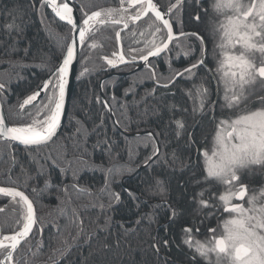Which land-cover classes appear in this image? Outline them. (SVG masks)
Here are the masks:
<instances>
[{"label": "trees", "instance_id": "obj_1", "mask_svg": "<svg viewBox=\"0 0 264 264\" xmlns=\"http://www.w3.org/2000/svg\"><path fill=\"white\" fill-rule=\"evenodd\" d=\"M154 1L164 11L175 3ZM213 3L183 0L170 17L174 30L198 36L174 40L162 56L136 71L142 62L139 56L131 62L129 47L144 48V41L152 39V20L145 17L124 30L122 24L97 26L81 48L60 136L40 147L0 137V187L20 189L36 210L34 230L14 255L17 264H226L211 252L201 255L196 250L197 242L210 245L223 236L225 222L234 214L219 199L226 186L206 179L203 153L211 154L221 120L264 107L259 99L264 82L246 86L238 107L225 106L218 71L223 59L218 26L225 17ZM75 4L81 19L85 12L121 6L120 0ZM132 31L144 33L136 36L140 43L134 42ZM164 35L166 30L157 34V43ZM71 37V26L42 6V0H0V83L5 84L0 93L12 126L31 123L27 113L35 108L21 111L19 105L51 76ZM119 42L130 62L113 67L105 57L120 51ZM250 55L259 60V52ZM201 58L204 63L191 74L184 72ZM176 72L183 75L174 77ZM197 88L207 89L203 110L194 100ZM177 120L184 123L179 135ZM154 147L159 154L146 164ZM237 174L236 186L246 185L248 196L264 189V166L252 165ZM248 196L231 203L248 208ZM18 201L0 193L4 235L18 230ZM186 228L191 231L186 233Z\"/></svg>", "mask_w": 264, "mask_h": 264}, {"label": "snow or ice", "instance_id": "obj_2", "mask_svg": "<svg viewBox=\"0 0 264 264\" xmlns=\"http://www.w3.org/2000/svg\"><path fill=\"white\" fill-rule=\"evenodd\" d=\"M120 9H108L106 11H93L90 15L84 13L83 26L78 29L79 42L83 44L86 36L97 26L123 25V29H129V21L136 24L143 18L148 17L152 23L148 25L152 39L144 41V48L129 47V53L134 62L136 57L145 62L147 66L149 57L158 56L161 52L169 49V44L178 39L174 34L173 24L165 17H171L172 13L180 9L183 0H175L163 12L154 0H120ZM42 6L50 7L52 12L61 21H66L72 29H77V23L73 17V8L64 0H42ZM213 9L223 14L225 19L218 26L221 32L219 48L223 59L218 71L222 72L225 86V106L238 107L245 100L246 86L255 83L258 79L264 82V0H214ZM83 11V9H82ZM119 11L128 14V21L113 18V12ZM198 20L199 17L197 16ZM11 27V25H9ZM122 29V30H123ZM166 30V35L156 41L157 34ZM117 41L120 40V32H116ZM131 35L135 43L141 41L136 36H144L143 32L132 31ZM179 36H198L197 33L180 32ZM237 45L239 49L237 50ZM96 47L95 44L91 45ZM76 40L70 43L63 56L62 63L52 72L43 88L48 91L45 101L38 105L39 92L27 96L19 105L21 111L31 105L35 112L27 113L31 123L23 126L9 127L5 123V117L0 114V137L8 140L19 141L25 146H40L50 141L56 135L60 118L65 105L66 88L68 77L76 55ZM235 50V51H232ZM260 53L259 60L251 53ZM113 58L105 57L107 64L115 67L117 64L129 63L123 50L112 53ZM204 63L203 58L184 69L185 73L191 74L192 70ZM87 71V69H85ZM183 73L176 72L174 77ZM174 77L169 78L172 82ZM168 86V83L163 85ZM5 89V84L0 83V90ZM189 95H193L191 92ZM199 100L201 110L206 106L207 89L197 88L194 100ZM260 103L264 105V97H260ZM43 116L41 119L40 117ZM178 135L179 130L184 129V123L176 121ZM230 129V130H229ZM149 138L152 134L149 133ZM159 147H154L152 154L147 157L145 163L152 161L158 156ZM205 159L206 179H214L219 184L226 186V190L219 196L224 204V210L236 213L237 216L225 222V234L221 238H214V242L205 245L197 242L196 250L201 255L216 252L219 258L224 254L231 258L232 264H264V189L248 196L246 185L237 183L240 180L238 172L252 165L264 166V107L255 111H249L239 115L236 119L221 120L217 127L214 147L209 155L203 153ZM111 172V170H108ZM107 185V180H106ZM0 193L15 199L19 197L21 204L20 219L13 234L5 235L0 239V264H14V253L21 242L26 239L36 223L35 211L32 201L22 191L12 188H0ZM203 194L201 193V196ZM119 199L118 194H113ZM248 196L249 207L243 204H232L233 199L243 201ZM202 206L207 207L208 202L201 199ZM3 209H0L2 211ZM175 215V212H173ZM186 233L191 229H185ZM7 241L8 243H5ZM191 244V241H188Z\"/></svg>", "mask_w": 264, "mask_h": 264}, {"label": "water", "instance_id": "obj_3", "mask_svg": "<svg viewBox=\"0 0 264 264\" xmlns=\"http://www.w3.org/2000/svg\"><path fill=\"white\" fill-rule=\"evenodd\" d=\"M62 1L64 2V0H62ZM66 2L69 4L70 7L73 8V17H74V20H75L76 23H77V29H75V30L72 29V37H71V40H70V43H72L73 40H76V49H75L76 55H75V58H74V61H73V65H72V68H71V71H70V75H69V77H68V85H67V88H66V96H65V105H64L63 113H62L61 118H60L59 126H58V128H57V130H56V135L53 136V138H52L50 141H48L47 143H45V144H43V145H40V146H44V145H46V144H49V143L53 142L54 140H56V139L60 136L61 132L63 131V129H64L65 125H66V121H67L68 115H69L70 106H71V100H72V97H73V94H74V90H75V87H76V82H77L78 69H79V55H80V52H81V48H82V46H83V44H81V43L79 42L78 29H79V27H82V26H83V21H82L81 18H80V15H79V12H78V10H77V7H76V5L74 4V0H66ZM154 2H155V1H154ZM155 3H156V2H155ZM156 4H157V3H156ZM157 5H158V4H157ZM158 6H159V5H158ZM159 7H160V6H159ZM47 8L52 12V10H51L50 7H47ZM160 9H161L163 12H165V13L167 12V11H164L161 7H160ZM52 13H53V12H52ZM53 14H54V13H53ZM54 15H55V14H54ZM56 17H57V16H56ZM57 18H58V17H57ZM165 18H166V19H169V20H170V23H172L170 17L166 16ZM58 19H59V18H58ZM59 20H60V19H59ZM63 22L67 23L66 21H63ZM71 28H72V27H71ZM173 31H174V34H176V35L178 36V39L181 38V36H179V33H176V32H175L174 27H173ZM70 43H69V44H70ZM172 43H173V42H172ZM172 43L169 44V47L171 46ZM119 49L122 50V45H121L120 42H119ZM166 51H167V50H165L164 52H161L158 56L149 57V61H150L151 59H155V58H158V57L162 56ZM205 53H206V48H205ZM62 60H63V58H62ZM62 60L60 61V63L58 64V66L62 63ZM203 60H204V58H203ZM139 61L141 62L142 60H139ZM149 61H148V62H149ZM58 66H57V67H58ZM144 66H145V62L143 61L142 64L139 65L137 68H135L133 71L140 70V69L143 68ZM57 67H56V68H57ZM56 68H55V69H56ZM54 71H55V70H54ZM106 77H108V76H106ZM106 77H105V78H106ZM105 78H104V79H105ZM48 79H49V78H48ZM48 79H46V80H48ZM46 80H45V81H46ZM45 81H44V82H45ZM44 82H43V84H42L38 89H36V90L32 93V94L37 93V92L40 93V95L37 97V101H34V102H33L34 104L40 102V101L45 97V95H46V93H47V91L44 90V88H43ZM32 94H31V95H32ZM102 97H103L104 100H105V97H104L103 93H102ZM105 102L107 103L106 100H105ZM29 106H30V105H29ZM0 114H2V115L5 117V123H6V125L9 126V127H12L11 123H10L9 120H8L7 114H6V110H5V106H4V102H3V99H2L1 93H0ZM111 114H112V117L115 118L114 115H113V113H112V111H111ZM2 139L6 140V141L14 142V143L19 144V145H21V146H25L24 144L20 143L19 141L8 140V139H6V138H4V137H2ZM40 146L29 145V146H26V147H40ZM0 188H12V189H16V190H18V191H21L20 189H18V188H13V187H0ZM22 192H23V191H22ZM1 194H4V193H1ZM24 194H25V193H24ZM25 195H26V194H25ZM26 196H27V195H26ZM236 204H241V203H236ZM33 207H34V205H33ZM34 211H35V218H36V210H35V207H34ZM36 221H37V219H36ZM35 224H36V223H35ZM35 224L33 225L32 231L30 232L29 236L32 234V232H33V230H34V227H35ZM4 236H5V235L2 233V228H1V225H0V239H3ZM29 236H28V237H29ZM28 237H27V238H28ZM27 238H26V239H27ZM26 239H24V240L21 242V244H22ZM5 243H8V242H5ZM21 244H20V245H21ZM19 247H20V246H18V248H19ZM18 248H17V249H18ZM16 251H17V250H16ZM14 264H16V263L14 262Z\"/></svg>", "mask_w": 264, "mask_h": 264}, {"label": "rangeland", "instance_id": "obj_4", "mask_svg": "<svg viewBox=\"0 0 264 264\" xmlns=\"http://www.w3.org/2000/svg\"><path fill=\"white\" fill-rule=\"evenodd\" d=\"M108 9H120V8H115V7H113V8H104V9H102V10H100V11H106V10H108ZM123 15V19L125 20V21H128V14H126V13H121V12H119V11H116V12H113V18H115V19H120L121 18V16ZM129 24H131V22L129 21ZM239 45H237V47H238ZM232 51H234V50H232ZM230 130V129H229ZM240 201V200H239ZM241 203V202H240ZM232 204H235V203H232ZM237 216V214L236 213H234L231 217H229L228 219H227V221L228 220H230V219H232V218H235ZM225 234V233H224ZM222 237V235L221 236H218V237H216V238H221ZM217 259H220V260H224L225 261V263L226 264H232V260H231V258L230 257H228V256H226V255H224V254H221V256L218 258L217 257V254H216V252H211Z\"/></svg>", "mask_w": 264, "mask_h": 264}, {"label": "flooded vegetation", "instance_id": "obj_5", "mask_svg": "<svg viewBox=\"0 0 264 264\" xmlns=\"http://www.w3.org/2000/svg\"><path fill=\"white\" fill-rule=\"evenodd\" d=\"M60 2H63L62 0H60ZM75 2H76V0H74V4H75ZM76 5V4H75ZM77 7V6H76ZM77 10H78V8H77ZM79 12V11H78ZM79 15H80V13H79ZM81 17V16H80ZM86 18V17H85ZM85 18H82V19H85ZM3 233V232H2ZM18 250V249H17ZM16 253V252H15ZM15 253H14V255H15Z\"/></svg>", "mask_w": 264, "mask_h": 264}]
</instances>
